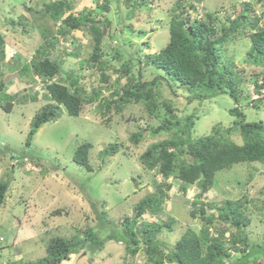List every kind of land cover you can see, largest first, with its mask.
I'll use <instances>...</instances> for the list:
<instances>
[{
    "label": "rangeland",
    "instance_id": "374dc122",
    "mask_svg": "<svg viewBox=\"0 0 264 264\" xmlns=\"http://www.w3.org/2000/svg\"><path fill=\"white\" fill-rule=\"evenodd\" d=\"M51 0H0V30L5 34L7 60L3 63L5 80L9 88L18 93L11 111L0 106V179L8 180L11 186L7 201L0 209V264H24L46 255V246L54 237H71L79 234L85 237L84 230L95 227L101 237L112 229H120L125 216L133 215L134 205L146 194L157 189L162 176L155 170H149L139 160V155L158 138L146 131L145 139L134 143L131 134L147 128L149 124H158L166 115L161 106L159 117L152 116L139 103H131L111 120L101 118L96 103H86L79 115L63 111L57 120L45 123L35 134L32 144L26 145L27 135L33 116L48 102L43 96L45 83L25 78L15 69L16 57L21 63L29 61L45 37L43 32L57 33V25L50 17L35 16L28 8H42L44 2ZM71 5L75 13L95 9L93 16L97 21L110 19L112 24L103 28V59L110 60L114 66L108 71L111 76L102 81L100 70L91 67L86 60L93 50V39L87 27L76 29L67 37L60 35V41L53 49L54 58L62 61L64 72L55 78L68 83L70 73L80 80V84L89 92L100 88L108 96L118 85L127 81L124 62L146 53L160 51L170 39V9L177 0H130L146 3L128 20L133 30L123 22L126 0H64ZM186 2L192 0H185ZM248 0H201L195 10H190L192 18L202 17L204 11H216L221 21L233 18L240 13L242 4ZM254 1V10L262 16L264 25V1ZM107 4V9L98 8ZM59 22V21H58ZM50 35V36H52ZM250 45L248 34H243L226 46V53L235 58L246 77L259 70V66L247 62V50ZM121 59L114 57L116 52ZM84 61V62H83ZM14 69V70H13ZM139 69L135 66V71ZM156 74H160L157 71ZM145 77H154L150 68H146ZM29 82V83H27ZM245 90L252 98L261 95L253 93V84L246 83ZM34 95L20 99L21 94ZM194 92L178 81L163 79L162 97L172 100L177 112L197 113L198 119L194 136H203L211 132L213 126L233 124L235 117L229 109L236 105L235 100L226 93H220L211 99L190 101ZM35 96V95H34ZM248 121L264 120V101L259 107L243 99L240 103ZM242 143L240 135L233 136ZM93 144L90 150V162L94 169L74 161L76 148L83 142ZM116 142L119 151L114 155L102 156L101 151L108 144ZM104 157V158H102ZM172 182L170 197L166 200L160 214L146 213L144 218L150 221L172 219L171 226H165L158 238L171 247L185 231L192 227L199 231L203 226L200 216L192 217V201L199 189L190 185L187 192L181 188L180 181ZM264 163L242 162L216 173L215 183L202 196L203 202H222L227 198L240 199L251 218L246 232L251 243L264 241ZM97 204V211L92 206ZM61 209V214L55 210ZM107 211L106 219L110 226H99L97 213ZM209 212L217 214L215 209ZM227 225V224H226ZM211 230L215 231L213 226ZM229 230V229H228ZM230 231L225 233L229 236ZM238 255V254H237ZM64 264H154L141 249L135 256L127 252L123 242L107 240L102 250H84L72 254ZM170 264V263H165ZM255 264H264V256Z\"/></svg>",
    "mask_w": 264,
    "mask_h": 264
},
{
    "label": "trees",
    "instance_id": "16d2710c",
    "mask_svg": "<svg viewBox=\"0 0 264 264\" xmlns=\"http://www.w3.org/2000/svg\"><path fill=\"white\" fill-rule=\"evenodd\" d=\"M194 1L177 0L170 9L168 43L158 52L139 55L124 62L121 70L127 74V81L116 86L108 96L96 87L91 92L87 91L80 80L74 78L73 73L69 74L71 78L68 83L55 80L64 72V68L62 61L52 57V54L60 41V35L67 37L76 29L87 27L93 39V50L84 61L91 67L98 68L102 81L107 82L111 76L108 70L114 64L102 58V27H110L112 21L108 18L97 21L93 16L95 9L78 14L71 11L67 14L71 5L64 0L44 2L42 8H28L35 16L54 20L58 34H47L44 31L45 41L29 61L21 63L19 56H15L17 60L14 61V68L19 75L25 81H28L26 78L37 77L44 82L46 89L43 96L48 99L31 120L26 145L32 144L35 134L45 123L57 120L64 110L71 115H79L86 103H96L101 118L108 121L115 114L122 113L131 103L141 104L150 115L156 117H159V110L163 106L166 115L160 123L149 124L147 128L131 134L130 139L136 144L145 139L146 131L151 137L158 138L139 155V160L149 170L161 174L162 183L134 205L133 215L125 216L121 221V228L112 229L105 237H101L95 227L84 230L85 237L79 234L54 237L46 246L45 256L24 264H64L72 254L86 247L90 250H102L107 240L123 242L132 256L144 249L147 259L154 264H255L264 256V241L251 243L246 232L251 218L242 200L227 198L218 203L203 202L201 199L214 185L218 171L242 162L264 163V120L248 121L240 105L243 99L254 107H259L264 101L262 16L255 12L254 1L248 0L242 4L240 13L233 18L228 17L226 22L220 20L216 11H204L202 17L192 18L190 10L197 8ZM199 1L201 0H197V3ZM145 5L144 1L126 0L123 22L128 29L133 30V25L128 20ZM98 8L107 9L108 5L98 3ZM243 34H248L250 39L247 62L259 66V70L250 74V78L246 77L244 69L237 66L235 58L226 53L227 44ZM7 56L5 34L0 30V106L11 111L18 93L7 91L8 82L4 78L3 69ZM115 56L121 59L122 54L117 51ZM137 65L139 69L135 71ZM147 67L154 74L151 79L145 77ZM157 71L160 74H156ZM168 78L191 88L194 93L189 95L190 101L211 99L220 93L229 94L236 102L229 109L235 117L233 124L224 126L217 123L210 133L194 136L197 113L180 115L172 100L162 97L163 79ZM246 83H252L253 93L261 96L252 98L251 92L247 93L244 88ZM37 94L34 96L23 93L20 99L28 96L36 99ZM236 134L241 136L242 143L234 139ZM92 147L91 142H83L76 148L73 156L75 162L88 170L94 169L89 157ZM118 151L119 145L112 142L102 149L101 155H114ZM171 177L180 181L184 192H187L190 185H197L199 192L192 201L191 216H200L203 226L199 231L189 227L168 248L158 235L165 226H171L173 220L150 221L144 215L160 214L170 197L172 182L167 181ZM10 186V181L0 179V209L7 201ZM91 204L97 211L96 202L92 201ZM211 208L217 214L209 212ZM55 212L61 214L62 210L57 209ZM106 214L105 210L97 213L99 226L103 228L111 225ZM213 226L215 231L211 230ZM227 231H230L229 236H225Z\"/></svg>",
    "mask_w": 264,
    "mask_h": 264
},
{
    "label": "crops",
    "instance_id": "0c3cea01",
    "mask_svg": "<svg viewBox=\"0 0 264 264\" xmlns=\"http://www.w3.org/2000/svg\"><path fill=\"white\" fill-rule=\"evenodd\" d=\"M9 85H10V84L8 83V89H7V91L10 92V93H16V92H13V90H12V91L10 90ZM0 176H1V175H0ZM0 178H1V177H0ZM7 199H8V198H7Z\"/></svg>",
    "mask_w": 264,
    "mask_h": 264
},
{
    "label": "built area",
    "instance_id": "2783aa9c",
    "mask_svg": "<svg viewBox=\"0 0 264 264\" xmlns=\"http://www.w3.org/2000/svg\"><path fill=\"white\" fill-rule=\"evenodd\" d=\"M0 140H1V137H0Z\"/></svg>",
    "mask_w": 264,
    "mask_h": 264
}]
</instances>
